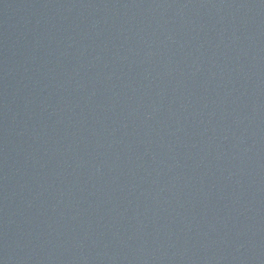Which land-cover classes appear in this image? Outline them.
Listing matches in <instances>:
<instances>
[{
  "label": "water",
  "instance_id": "water-1",
  "mask_svg": "<svg viewBox=\"0 0 264 264\" xmlns=\"http://www.w3.org/2000/svg\"><path fill=\"white\" fill-rule=\"evenodd\" d=\"M0 264H264V0H0Z\"/></svg>",
  "mask_w": 264,
  "mask_h": 264
}]
</instances>
